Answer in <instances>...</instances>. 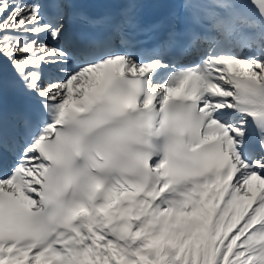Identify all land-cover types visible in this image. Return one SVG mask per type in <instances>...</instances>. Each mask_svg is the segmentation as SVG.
Instances as JSON below:
<instances>
[{
    "label": "snow or ice",
    "instance_id": "obj_1",
    "mask_svg": "<svg viewBox=\"0 0 264 264\" xmlns=\"http://www.w3.org/2000/svg\"><path fill=\"white\" fill-rule=\"evenodd\" d=\"M0 264H264V0H0Z\"/></svg>",
    "mask_w": 264,
    "mask_h": 264
}]
</instances>
